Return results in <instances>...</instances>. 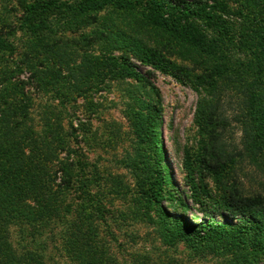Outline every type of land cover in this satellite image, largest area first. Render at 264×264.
I'll return each instance as SVG.
<instances>
[{
	"label": "rangeland",
	"instance_id": "1",
	"mask_svg": "<svg viewBox=\"0 0 264 264\" xmlns=\"http://www.w3.org/2000/svg\"><path fill=\"white\" fill-rule=\"evenodd\" d=\"M46 1L0 0V39L8 46L0 48V75L11 77L18 90L16 106L28 107L15 119L47 131L56 155L42 165L49 174L34 186L21 181L32 191L28 199L21 193L8 213L0 207V264H86L90 257L98 261L92 264H264L262 218L232 215L223 199V189L231 187L240 197H259L264 206V153L254 158L244 145L241 97L222 84L216 90L197 87L193 78L209 65L198 50L212 42L209 55H231L235 71L244 69L241 61L251 55L244 34L251 30L255 0H216L213 11L224 17L227 33L193 15L201 34L188 41L152 24L140 0L107 3L97 13L80 7L87 0H58L67 7L46 18L38 10L27 24L29 7ZM182 1L193 9L214 5ZM89 57L106 59L103 76L76 82L71 73ZM109 59L144 82L111 68ZM218 96L227 103L224 145L234 160L226 178L214 177L196 161L203 143L198 102ZM152 111L160 165L168 174L161 175L163 200L156 205L141 195V179L157 175L155 157L146 156L147 146L135 133L137 117ZM39 202L46 207L44 217ZM205 222L245 230L236 244L227 246L213 234L206 242L196 232Z\"/></svg>",
	"mask_w": 264,
	"mask_h": 264
},
{
	"label": "trees",
	"instance_id": "2",
	"mask_svg": "<svg viewBox=\"0 0 264 264\" xmlns=\"http://www.w3.org/2000/svg\"><path fill=\"white\" fill-rule=\"evenodd\" d=\"M140 1L143 3L144 10L149 14L148 17L152 15V18H150L152 24L160 28H168L180 34L186 38L184 41L200 36L199 25L194 20H197L200 16L214 29H221L227 33L224 17L213 11V9L217 10L215 5L217 3L216 0H212L214 5L205 7L200 3L194 9L185 6V2L182 0ZM107 3L116 7L121 5L118 0H87L80 7L97 13ZM250 4L248 3V5ZM248 5L246 6V10L249 9ZM254 6H258V8H256V11H251V14L254 15L252 24L250 25L252 32L250 30V33L244 34V43L246 44L244 48L249 50L251 54L247 55L244 61H241L244 69L235 71L233 64L236 61L231 59V55H222V57H219V55H209L213 52L211 48L215 46V43L212 42L204 45L202 50H198L201 54H206L198 56L204 58L209 65L200 73H196L193 78L197 87L216 90L222 84L229 87L226 90H234L241 97L238 105L240 106L239 116L241 118L244 145L248 152L252 154L251 156L255 158L264 153V0H255L254 5H250V8ZM66 7L67 3L65 2L47 0L45 3L39 5V7H29L28 17L25 22L31 25L32 19L36 15H39L36 14L38 10H40L41 16L46 18L51 16V13L55 10ZM193 15H196L194 19ZM0 48H8L1 39ZM152 56L156 57L157 55ZM92 59L89 57L79 67L75 68L74 73H71V78L75 79L76 82L83 83L96 76H103L102 72L106 65V59H98L94 62ZM97 62H102V66L98 67ZM158 62H163L162 57ZM107 64L111 68H119L124 76L133 78L137 82L143 83L145 80L144 77L128 66L124 65L121 67L114 59H109ZM181 68L184 69L181 71L182 73H190L191 71L188 67ZM12 87L11 77L2 73L0 75V207L7 213L10 212L8 208L16 204L15 200L21 193L22 198L25 197L27 199L32 194V191H25L23 189L21 181H28L31 186H34L41 176L49 174L45 171V167H42L45 161L48 159L50 162L56 157V155L52 156L50 143L45 136L47 135V131L44 129L41 132L34 131L31 124L27 125L23 120L15 119L17 112L20 113V116H25L28 107L24 105L16 106L15 95L18 94V90H14ZM231 98L232 96L229 97V99ZM226 104L221 97H212L200 100L197 109L198 116H202V121L199 119V124L202 130L203 143L198 151L196 161L204 171L216 178H226L234 165L232 156L226 155L224 145L226 141H224L225 135L223 133L227 127L226 112L224 110ZM46 126L47 123L45 124V128ZM135 133L138 140L147 146L145 149L148 150L149 154L145 153L146 156L155 157L153 166L159 177L156 175L153 179H141V195L145 202L156 205L163 200L161 175L163 178H167L168 174L166 170H162L160 165L163 161V156L158 141L157 117L153 111L147 115L137 117ZM25 149L27 150L26 153L23 152ZM19 160L22 161L20 165H18ZM223 192L224 206L232 215L254 213L261 217L264 223V206L259 197H240L231 187H225ZM20 208H17V210ZM38 209L39 216L44 217L46 207L39 202ZM13 212H16V209H13L9 215ZM4 222L8 223V220L5 219ZM246 223L249 224L251 221ZM257 226L261 228L263 225L257 224ZM209 229L212 231L209 232ZM189 230L193 231L192 229ZM244 230L245 228L243 227L227 229L224 224L205 222L197 225L196 232L198 236H201L200 238L204 237V241L206 242L212 236L211 234L214 235L215 239L222 237L221 239L223 240L221 241L223 244L229 246L236 244L240 240V235ZM262 230H264V227ZM260 243L264 247V242ZM254 254L257 255L259 253L254 251ZM88 260L90 262H98L93 257H90ZM89 261H85L84 263L92 264Z\"/></svg>",
	"mask_w": 264,
	"mask_h": 264
}]
</instances>
